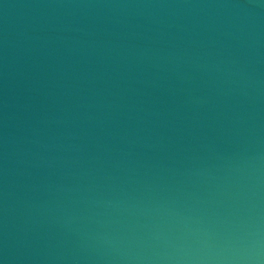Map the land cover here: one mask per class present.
<instances>
[{"label":"water","instance_id":"water-1","mask_svg":"<svg viewBox=\"0 0 264 264\" xmlns=\"http://www.w3.org/2000/svg\"><path fill=\"white\" fill-rule=\"evenodd\" d=\"M0 264H264V0H0Z\"/></svg>","mask_w":264,"mask_h":264}]
</instances>
